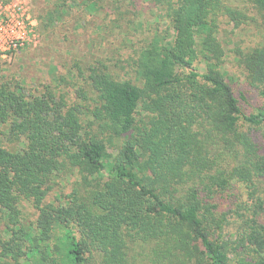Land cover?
<instances>
[{
	"label": "trees",
	"instance_id": "obj_1",
	"mask_svg": "<svg viewBox=\"0 0 264 264\" xmlns=\"http://www.w3.org/2000/svg\"><path fill=\"white\" fill-rule=\"evenodd\" d=\"M100 1L86 0L90 13ZM146 1L166 27L127 57L132 77L78 65L88 87L72 102L0 82V264H129L138 243L183 264H264V103L247 112L240 100H264V46L236 51L239 98L220 20L247 14L225 0ZM250 2L264 17V0Z\"/></svg>",
	"mask_w": 264,
	"mask_h": 264
},
{
	"label": "rangeland",
	"instance_id": "obj_2",
	"mask_svg": "<svg viewBox=\"0 0 264 264\" xmlns=\"http://www.w3.org/2000/svg\"><path fill=\"white\" fill-rule=\"evenodd\" d=\"M58 2L59 0H0V23L3 22L0 26L5 27L0 29V44L9 32L7 24L12 18L24 21L23 25H28L31 19L37 22L35 27L26 26L24 42L17 49L7 51V57L0 56V82L20 81L26 90L38 92L51 86L58 98L64 97L72 102L76 99L77 88L88 87L78 65L84 71L83 74H86L89 66L102 61L109 65L116 76L130 78L134 74L126 62L127 57L151 39L157 26L166 27L159 6L146 0H102L93 13L87 9L86 0H68L61 7V17L50 29H46L41 23L43 13L54 10ZM225 2L248 16L239 26L227 16H222L220 20L223 43L228 52L224 69L238 89L240 98L239 91L248 88L243 85V71L236 51L238 48L245 50L264 46V17L250 0ZM15 3L29 12L30 20L24 14H16ZM118 5L121 7L118 8ZM249 93L248 101L240 100L244 110L255 112L263 105L264 100L258 90L252 89ZM256 135L264 151V125L257 129ZM69 180L70 177L66 182ZM63 188L66 192L70 191L68 185L57 186L55 189L60 192ZM134 247L129 255V264H183L175 256L158 257L154 244L138 243ZM92 264H98L97 260Z\"/></svg>",
	"mask_w": 264,
	"mask_h": 264
},
{
	"label": "built area",
	"instance_id": "obj_3",
	"mask_svg": "<svg viewBox=\"0 0 264 264\" xmlns=\"http://www.w3.org/2000/svg\"><path fill=\"white\" fill-rule=\"evenodd\" d=\"M15 9L14 11L16 12V14L18 16H20L19 14L23 15L25 17H27V19H31V16L29 15V12L27 10H24L21 6H19L18 3H15L14 5ZM24 21H15L14 18H12L10 20V23L7 24V26H9L8 28V33L7 36L5 38V40L0 44V56L1 57H7L8 53L7 51H9L10 49H17L23 42H24V30L26 28V26H32L35 27L36 26V21L34 19H31V21L29 22L28 25L24 24ZM0 24H3V22H1ZM5 27L0 26V29L3 30Z\"/></svg>",
	"mask_w": 264,
	"mask_h": 264
}]
</instances>
